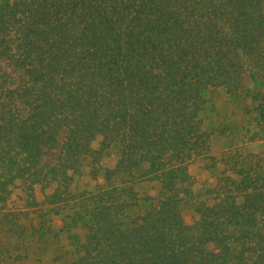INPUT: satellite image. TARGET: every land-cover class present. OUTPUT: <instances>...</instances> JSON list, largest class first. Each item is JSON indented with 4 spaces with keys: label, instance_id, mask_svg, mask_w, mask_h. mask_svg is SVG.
Here are the masks:
<instances>
[{
    "label": "trees",
    "instance_id": "obj_1",
    "mask_svg": "<svg viewBox=\"0 0 264 264\" xmlns=\"http://www.w3.org/2000/svg\"><path fill=\"white\" fill-rule=\"evenodd\" d=\"M220 95L263 149L211 154ZM31 260L264 264V0H0V264Z\"/></svg>",
    "mask_w": 264,
    "mask_h": 264
},
{
    "label": "rangeland",
    "instance_id": "obj_2",
    "mask_svg": "<svg viewBox=\"0 0 264 264\" xmlns=\"http://www.w3.org/2000/svg\"><path fill=\"white\" fill-rule=\"evenodd\" d=\"M222 106L218 109L217 115L214 117L215 123L225 124L231 128L234 132L231 136H218L214 135L211 141V154L216 158L220 157L222 152H225L229 148L238 147L245 151H257L263 149V145L260 141L250 144L246 140L244 141L241 136H239V131L241 127H246L247 115H243L240 106H236L229 103H224V96L220 95L219 101ZM113 156L109 155L103 160L104 165H110L112 163ZM207 162L204 160H198L189 166V172L194 178L195 186L197 188L209 187L215 183V176L220 172L222 166L218 163L214 169L207 168ZM94 184V180L88 175L82 176L78 181V188H90ZM13 197V196H12ZM183 215L189 217L191 211L184 207ZM46 261V258H45ZM27 264H37L33 260L29 261ZM52 264H64V263H52Z\"/></svg>",
    "mask_w": 264,
    "mask_h": 264
}]
</instances>
